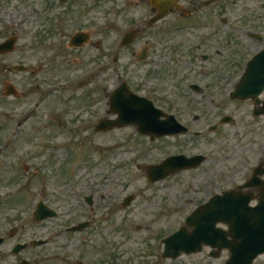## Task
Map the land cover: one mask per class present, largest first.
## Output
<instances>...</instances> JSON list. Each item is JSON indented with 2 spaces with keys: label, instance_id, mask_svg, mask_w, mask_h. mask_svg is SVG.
I'll list each match as a JSON object with an SVG mask.
<instances>
[{
  "label": "flooded vegetation",
  "instance_id": "1",
  "mask_svg": "<svg viewBox=\"0 0 264 264\" xmlns=\"http://www.w3.org/2000/svg\"><path fill=\"white\" fill-rule=\"evenodd\" d=\"M169 1L175 5L169 7ZM256 1V7L247 5L245 9L250 10L244 13L257 17V20H244L243 23L248 27L257 28L259 35L256 38L246 33V38L257 41V44L253 47L250 42L241 47L243 53L234 52V23L237 22L226 18L233 0L159 1L157 4H161L168 13L158 20H153L159 12L158 5H154L153 0H16L15 3L5 4L8 7L6 13H13L8 18V23L22 31L32 29L34 44H39L34 54L35 67L31 72L19 76V99L30 98L34 94L37 107L50 99L55 110L52 114L59 118L77 123L94 122L99 111L104 112L105 88L102 76L105 62H112L111 66L107 64L106 70L118 66L121 51L125 49L132 54L136 62L146 56L151 70L164 67L163 70L172 75L192 72L196 77L204 76L202 88L192 87V84L186 85L185 82L189 80L187 78L178 83L172 79L171 90L161 91L162 103H158L164 111L160 114V119L167 118L166 113L174 112L178 121L187 127L188 131L149 139L152 142L171 139L172 148L165 147L171 155H203L197 166L181 169L175 175L198 172L207 161L208 165L203 168L204 175H199L198 180L194 177L192 181H185L176 196L168 197L167 192L169 180L175 178L174 175L149 184L150 194L145 201L147 203L143 212L145 216H138L145 221L144 228H140L143 226L140 224L135 228V232L145 230L147 235L138 241L143 244V249L137 245L129 255L120 250L119 244L124 243L126 239L133 240L132 230L125 228L120 240H113L101 234L103 221L111 220L103 219L102 216L106 214L113 217L119 210L118 193L114 191L116 186H108L107 198L100 195L101 199L106 200V204H103L104 214L95 193H91V203L86 198L87 194L83 199H75L70 190L72 181L67 178L66 170L60 169L58 176L64 180L56 184L65 188L64 192H60L65 197V203L78 207L79 213L75 209L70 212L68 207L56 206L55 201L53 202V197L54 200L58 199L56 193L52 194L49 202L57 207L55 208L59 211L58 215L41 222H32V225H29L34 227L31 231L25 230V214L19 212V209L12 208L16 212L9 213L8 217H5L4 213L6 223L11 221L8 226L12 227L13 233H10L11 230L8 232L9 229L0 233V237H4L0 247L1 264H217V250L210 246H204L198 253L182 254L179 258L165 256L164 238L169 234L170 221L179 222L178 227L185 225L189 215L208 203L216 193V138H207L205 133L189 132V128L201 120L196 109L204 107L214 110L205 112L204 115L216 119L222 116L221 110H228L233 116L236 115L237 109H229L234 100L250 101L253 115L256 111L254 109L261 106L252 99H233L232 95L233 75L242 74L239 66L245 68L247 56L264 49V0ZM137 5L146 8L147 12L140 10L134 14V6ZM254 11L256 13L252 15ZM131 28L138 31L136 40L122 47L123 35ZM78 33L83 35L76 36ZM216 44L222 46L217 47ZM140 45V51H137ZM237 55L242 61L233 69V56ZM198 58H204L207 62L214 61L215 67L207 70L197 69L194 59ZM72 90L75 91L69 94ZM195 91L206 95L204 100L194 96ZM217 93L222 94V100H217ZM85 97L87 100L82 104ZM226 100L229 104L225 103ZM226 152L230 150L227 149ZM234 154V151L230 152L225 158L229 159ZM244 164H248L247 159ZM221 168L226 169V172L238 170L228 164L219 169ZM244 181L237 182L235 186H240ZM159 190H164L163 194L159 193ZM251 192L254 195L252 204L255 205L261 194L259 186H252ZM82 220H91L90 227L83 231L70 230V226ZM40 240L43 243H35ZM19 244L25 246L19 253L14 254V249ZM223 253L226 258L229 257L228 250ZM222 264H226V260H223ZM253 264H264V254Z\"/></svg>",
  "mask_w": 264,
  "mask_h": 264
},
{
  "label": "rangeland",
  "instance_id": "2",
  "mask_svg": "<svg viewBox=\"0 0 264 264\" xmlns=\"http://www.w3.org/2000/svg\"><path fill=\"white\" fill-rule=\"evenodd\" d=\"M247 5H253L256 7V0H233L232 8L228 11L233 19H238L239 21L244 20H252L255 19V16L251 17V14H245L244 12L250 10L245 9ZM100 7L103 8L101 5ZM135 12L137 14L138 11L147 12L146 8H140V5L134 6ZM3 31V35L10 34L13 31H19L17 28L5 27L0 28ZM31 36V38H29ZM34 35L29 33V30L24 31V41L25 47L27 49V53H24L23 56L27 58L30 62L34 58V54L37 52L36 48L39 46L34 44ZM29 38V39H27ZM217 47L222 45L216 44ZM141 45L138 47L137 51H140ZM121 58L118 62V66H111L112 62H105V70L103 72V85L105 88V99H104V112H100L96 119L103 116H112L108 112V101L110 93L114 88H116L122 80L119 79V74H122V79L128 80L132 84V87L136 89L139 94H147L150 92L149 88L155 87L159 88L161 91L171 90V80H175V83H178L181 80H185L186 78H191L201 81H204L205 77L195 76L194 73H183V77L181 75H172L170 73H166L164 67H161V70L156 74L152 73V70L149 69V63L144 61L136 62L133 58L132 54L126 49L121 51ZM26 54V55H25ZM21 52H16L10 58H5V61L0 59V152L2 154L0 158V191L5 188H11L10 186H14L19 181H25V189L23 194L15 199H13V203L10 202H0V215L5 213V217L9 216V213H12L11 209L17 206V204L21 205L23 202V207H20V211H24V214L29 215L33 212L36 203L37 196L33 195L36 178L31 175L25 174L23 171V163H29L33 169H35V163L40 159L37 151L45 150L47 148V143L51 139L55 138H64L68 145H70V141H76L77 148L79 149L78 154L69 155L68 163L66 168V172L68 173V169L70 171V176L67 177L71 181L79 182L84 181L86 175L94 176L93 182H97V178L99 179L101 174L104 171L113 170V166H116L119 170L116 172L113 180L108 184L109 187L116 186L114 189L115 192L118 193V200L122 203L124 196L134 193L138 195L137 200L134 204L129 207H121L119 212L115 214V216H106L103 215V219H111L103 221V225H101V234L105 237H109L113 240H120L121 236L124 234V224L132 225L135 222L142 223L143 218L137 216H145L144 206L147 202V195L150 193L148 191L149 185L146 179V172L143 169L137 168L139 163L149 162L150 160H160L162 158V153L164 147L172 148V140L156 141L149 142V139L139 133L135 126H123L116 130H111L107 132H96L94 131L95 127L92 128L90 124L87 129L79 130L75 133H70L66 130L64 125L60 123L62 118L57 117L53 114V119L51 123H55L54 121L58 120L59 126L48 122L43 117H30L25 119L24 108L29 106L32 102H36V98L34 94L30 98L23 99H15V98H4L2 97L3 88L5 82L10 77L17 78L16 74L6 71V69L10 68V65L3 67L6 64H13L20 62L21 60ZM24 59V58H23ZM22 61V60H21ZM146 61V60H145ZM108 64V66H107ZM118 68V69H117ZM79 71V70H77ZM146 72L152 73L153 75H146ZM161 72V73H160ZM73 73V72H70ZM25 75V74H24ZM17 82V79H14ZM206 83V82H205ZM75 90L69 92L72 94ZM146 92V93H145ZM86 97L82 101V104H85ZM226 104H229V101H225ZM101 106V104H100ZM99 106V107H100ZM34 107V106H33ZM51 109L53 112L55 111L51 106L50 99L46 102H43L40 105V111H48ZM231 111L237 109V113L235 115V122L232 124L222 125V129L219 132L211 133L209 138H216L217 144H226L229 146L230 152H235V155L225 162V164L232 165V162L235 160L237 163L238 170L236 172V176L233 179H229L226 181H222L217 185L216 191L223 190L225 188H229L236 184V182L246 179L247 177H251L252 174V166L255 165L261 158L264 159V123L262 122V117H255L251 115V111H253V106L250 101H233L232 106H230ZM214 111V110H210ZM228 111V110H227ZM230 112V111H229ZM227 112V113H229ZM236 112V111H235ZM234 112V113H235ZM248 121L252 118H255V123L253 125L256 126V130L248 131L246 127L242 124V119ZM210 118H204L202 122H200L201 126H204L205 123ZM20 121H26L24 126L19 127L18 123ZM57 123V122H56ZM15 127L18 128L19 132L24 131L23 137H20V153L23 155H13L10 157V151L4 150L6 146L3 143L5 138H10L8 133H11ZM206 132V127H202ZM209 132V131H207ZM245 133H248L245 136ZM239 134V135H238ZM255 137V138H253ZM208 138V136H207ZM237 140L242 141L241 144L237 142ZM150 143H153L151 145ZM242 145V147H241ZM251 146L255 147L257 150L262 148V154L256 158V153L251 151ZM166 151V150H165ZM228 152V153H230ZM247 155L248 159L252 160L249 167H244L241 164L243 157ZM262 159V160H263ZM12 162H11V161ZM219 166L218 168H220ZM52 170V169H51ZM51 174L49 168H45L42 171V176ZM201 175L203 176V171H191V172H183L182 174L176 175L175 178L169 180V188L167 189L168 197L175 196L178 194L179 190H182V185L185 181H192L195 177ZM244 176V177H243ZM97 177V178H96ZM243 177V178H242ZM29 178L32 180L30 181ZM90 179V178H89ZM91 180V179H90ZM243 180V181H244ZM29 181V182H28ZM26 182L28 184H26ZM40 183V182H39ZM203 190V188H201ZM164 190H159V193L163 194ZM2 194V193H0ZM58 195V194H57ZM202 195H204L202 193ZM69 199H66L68 201ZM56 206L68 207L70 212H73V209L79 213V208L76 206H68L70 203H65V197L60 194L58 195V199L54 200ZM106 204V200L101 201V205ZM136 204V205H135ZM18 207V208H19ZM102 212L105 213L104 208ZM118 219L120 222H118ZM9 220V218H7ZM11 223H6L3 216H0V233H4V230ZM177 221H173L169 230H172L174 226L177 225ZM31 224V222H30ZM25 226V230L31 231L34 227ZM32 225V224H31ZM95 227V226H94ZM32 228V229H31ZM132 228H135L132 226ZM132 228H129L133 232V240L129 241L126 239L124 243L119 244L120 250L126 255L131 254V251L135 248V246H140L138 241H141L140 237L144 235V232L137 233ZM100 230V229H99ZM2 256L0 255V262ZM222 258L217 259V264H222ZM1 264V263H0ZM54 264H64L61 262H54Z\"/></svg>",
  "mask_w": 264,
  "mask_h": 264
},
{
  "label": "water",
  "instance_id": "3",
  "mask_svg": "<svg viewBox=\"0 0 264 264\" xmlns=\"http://www.w3.org/2000/svg\"><path fill=\"white\" fill-rule=\"evenodd\" d=\"M5 47V44H0V51H4ZM262 78H264V66H259V59L257 56L250 63L249 71L237 86L234 95L247 97L259 92L263 88V86H261ZM123 95H125L124 91ZM116 96H120L116 101V105L121 113L120 123L136 122L138 125H140L141 131H145V126L150 128L151 126L157 124L154 119L149 120L146 117V112L149 110L148 105L139 100H137L134 106L125 103L122 99V93L120 94V90H118ZM181 163L182 162L179 159H171L167 161L166 164L159 165V167L153 169L150 171V173L154 175L163 174L164 166H180L182 165ZM160 167L162 168L160 169ZM257 171H262V167H259ZM234 195L235 194L232 195V193H227L224 196H217L215 200H213V202L219 206L218 212L224 213V215L227 213V217H229V213L235 214L233 210L235 206L238 207V197H232ZM240 206L243 207L241 215H239L238 218H234L235 215H232V218L234 219L231 221V223H235V225H233L234 241L232 246V264H246L247 261L252 260V258L258 252L264 250V213L259 215L261 212L258 211L260 210V207H258L255 208L253 212H251L254 215L246 216L244 215L247 213L245 202L240 204ZM198 213L199 212H197L196 215L191 218V221H195V223L198 221ZM212 223L214 224V220H212ZM199 235L200 234L195 233L191 236V239L188 242H182L181 238L184 237V235L182 231H180L168 239V251L170 253L174 251V254L179 253L181 249L193 251L196 241L191 240L194 238L196 239V237ZM219 236V234L216 235V237ZM211 237L214 238L215 235H212Z\"/></svg>",
  "mask_w": 264,
  "mask_h": 264
}]
</instances>
